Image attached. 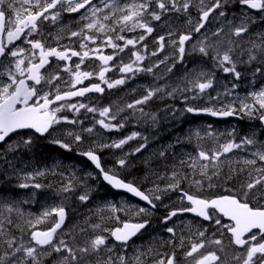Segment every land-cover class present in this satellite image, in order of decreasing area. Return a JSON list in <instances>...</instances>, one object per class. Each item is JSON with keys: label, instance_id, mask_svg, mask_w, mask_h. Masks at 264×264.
Masks as SVG:
<instances>
[{"label": "snow or ice", "instance_id": "obj_1", "mask_svg": "<svg viewBox=\"0 0 264 264\" xmlns=\"http://www.w3.org/2000/svg\"><path fill=\"white\" fill-rule=\"evenodd\" d=\"M234 3L243 6L245 12L228 19L227 9ZM190 8H196L199 14L195 22L188 20V24L192 25L190 31L180 33L174 39L175 33L169 28L165 35L154 39L155 50L149 51L145 41L156 31L153 22L162 21V17L169 12L187 14ZM253 10L258 13V19L249 14ZM73 13L79 14L75 30L71 25L61 23L63 15ZM210 16L214 21L220 20L222 23L209 34L206 24ZM257 22L264 23V0H0V145L6 146L0 151V157H3L5 152L12 153L21 147H30L35 134L52 136L57 132L56 126L62 123L73 126L83 124V121L76 118L69 119L66 115H58L65 110L78 114L84 109L86 112H98L102 117L95 120L92 127L82 128L79 132H63L62 135L69 137L70 142L57 138L51 141L69 152L73 150L74 144L84 141V133L92 134L96 125L107 130L123 128L124 124L120 120H126L127 117H120L118 120V116L126 109L132 110L133 116L139 113L141 117L150 118L155 124L156 115L146 113L143 107L154 97L176 98L178 95L186 105L207 97L209 103L217 102L220 107L186 106L182 113L219 117L247 116L258 119L264 125V86L241 96L236 91L240 85L232 83L230 88L225 86L223 92H216V95L212 96L208 90L214 89L217 83L214 71H193L184 77L182 87L177 85L169 89L167 84L148 87L144 95L123 107L108 105L97 108L81 102L68 103L73 97H85L88 93L103 94L106 88L111 90L123 86L139 73L155 76L154 70L160 69L161 65L165 66L167 73H171L177 63L184 61L186 42L192 41L194 33L200 34L201 39L190 45L191 52L210 57L215 68L231 74L235 81L242 78L243 74L237 70L238 64L241 63H255L253 79L257 74L264 78V32L258 33L257 39H252L250 33L252 25ZM46 23L57 25V33H46L43 30ZM138 31L139 34H136ZM129 34L134 35L129 38ZM245 37H249L247 48L243 47ZM73 38L78 42L80 50L61 44L62 40L71 42ZM49 39L56 46H51ZM166 40L168 46L173 49L172 52L163 59L145 66L146 60L164 52ZM16 42L28 47H21ZM106 49H111V54H105ZM126 50L129 54L127 63L120 57ZM243 55L247 56L246 60L241 59ZM73 57H77L79 63L73 65ZM86 59L101 63L95 70L83 71L81 66ZM53 60L57 62L55 65ZM61 61L65 62L63 66L59 63ZM113 61L117 63H111ZM114 70L121 73L120 78H106L107 73ZM61 73H66L67 76H62ZM93 77L98 78L100 82L83 86L84 81H90ZM156 78L163 79V76ZM131 91L134 92L135 89ZM226 97L230 98L228 102H225ZM176 111L178 110L174 108L169 109L173 116ZM13 136L19 139L14 141ZM192 136L197 140L203 139V136L215 140L217 134L205 131L202 136L201 132L196 130ZM192 136L187 139L191 140ZM136 137H140L144 142L132 153H125L124 157L116 160L119 168H125L128 155L139 153L147 147V137L141 133L133 132L130 136L111 143L94 142L87 151L79 154L94 164L100 177L108 185L133 194L145 201L151 209H155L154 201H160L162 194L178 191L180 202L186 201L189 206L171 210L163 217L165 224L178 215L193 213L215 226L210 234L207 227H197L193 231L191 222L186 225L187 233L181 231L178 234L175 226L168 227L166 231L171 236L163 243L174 250L170 253L156 252L153 264H180L177 250L182 252L183 264H264V141L258 140L255 132L237 141L233 129L228 133L226 142L218 147L211 150L201 147L195 156L189 155L187 159L180 160L179 166L188 171L173 170L167 177L169 182L164 188L154 184L152 189L145 191L133 182L122 179L114 169L105 170L98 154L106 148L121 149ZM249 148L253 149L250 152L251 158L235 162L221 159L226 157V154L239 150L247 152ZM160 155L165 153L161 152ZM233 163L237 167H233ZM225 165L228 166V172L222 174V167ZM9 167L24 181H34L36 177L45 175V171L41 170L21 174L10 162ZM240 177L243 179L237 183ZM74 180L77 178L75 173H72L58 192H73ZM220 181L233 184L225 189L226 194H203L205 188L222 187ZM77 182L83 184V181ZM182 183H187L195 191L191 194L184 191L181 188ZM18 186L35 189L45 187L40 183H20ZM84 187L86 190L78 196L81 202L90 199V189L87 185ZM26 202L0 200V264H43L44 258L52 253L59 256V264H144L143 257L153 252L149 248L146 252L138 251L131 258L123 254L128 242L148 225L147 217L151 215L148 208L137 207L133 212L134 216L146 217L142 222L124 221L121 222V227L113 229L102 227L100 223L90 224L95 234L85 238L81 244L76 242L75 236L65 240L62 235H58L63 233L67 216L65 207L58 206L44 211L36 218V224L50 217L55 219L46 230H38L32 220L25 219L31 216V213H25L20 204ZM105 209L109 210L113 214L112 218L116 220H119V216L115 214L124 211L123 206L118 208L109 203L103 208H98L97 214ZM14 217L24 220L25 224L33 228L27 243L24 242L23 228L16 223ZM225 217L230 223L224 222ZM100 219L103 220V216H100ZM14 230L20 235H16ZM86 231L80 229L82 234ZM226 235L227 242L224 239ZM109 236L119 242L121 252H116L115 244L109 246ZM194 236L196 239H193Z\"/></svg>", "mask_w": 264, "mask_h": 264}, {"label": "rangeland", "instance_id": "obj_2", "mask_svg": "<svg viewBox=\"0 0 264 264\" xmlns=\"http://www.w3.org/2000/svg\"><path fill=\"white\" fill-rule=\"evenodd\" d=\"M197 12V9L195 8H191V9H189V12L188 13H196ZM188 13L186 14V13H184V15H187V17H188ZM162 20H163V22H164V24H169V26H171L172 25V22H171V20H172V17L169 15V13H167V14H165V16L162 18ZM56 26V25H55ZM76 29V28H75ZM75 29H73V30H75ZM57 31H58V26L56 27V29L55 30H53L52 31V34L54 35V34H56L57 33ZM256 30H252L251 31V36L254 38V39H257V34L258 33H256L255 32ZM260 32H264V30H259ZM166 34V32H164V35ZM186 47V52L190 49L189 47H187V46H185ZM168 50H170V49H168L167 47H165V50H164V52H166V51H168ZM173 50V49H172ZM171 52L169 51V54H170ZM186 54V53H185ZM212 71H214V73H215V76H216V78L219 80V81H225V80H230L231 78H232V76L230 75V74H226V73H223L222 71H220L219 69H217V68H215L214 66L212 67ZM257 79H258V76H256L254 79H253V76H252V71L251 70H247L246 71V74L244 75V77H243V82H244V84L247 86V87H250V88H247V89H236V91L241 95V96H244V95H246L248 92H250V91H253V90H259L260 88H258V89H251V88H255L258 84H257ZM133 81V83L135 84V83H137V82H139L140 81V79H138V76L136 75L134 78H132V79H130V80H128V81ZM260 83H262V81L260 82ZM259 83V84H260ZM144 93H145V91H144ZM144 93H143V95H144ZM212 96H215L216 95V92L215 91H210L209 92ZM205 100L204 101H208V99H207V97H203ZM230 98H225V102H228V100H229ZM212 106L214 107V108H219L220 107V104L219 103H217V102H212ZM176 105V104H175ZM177 107H178V105H177ZM102 117H100L99 116V118H98V120L99 119H101ZM70 124H67V123H62V124H60V125H58L59 126V128L57 129V132H55L54 134L56 135L55 137L57 138V139H64V141H67V140H69V142H70V138L69 137H67L66 135H62V133L63 132H66V130H65V128H67L68 126H69ZM82 125V124H81ZM63 126L65 127V128H63ZM77 125H75L74 127H76ZM121 130H123V128H121ZM108 131H111V130H108ZM205 131H211V132H213V133H216L217 134V138H220L222 135H219L220 133H221V131H218V132H214V131H212V129H210V130H205ZM204 131V132H205ZM78 132V131H77ZM128 133H129V135H131L133 132L132 131H129L128 130ZM151 134V136L149 137V139L151 140V141H153L154 140V142H156V143H158V146H160V147H163V148H172V147H176L177 145H179V144H184L183 145V147H182V149H180V150H178V151H180V152H182V153H185V154H188V155H192V156H195L196 155V153H197V151L202 147L204 150H211V148H209L208 146H204V145H202V144H199V143H196V142H194L193 140L192 141H190V140H183V141H179V143H177V142H173V143H171V142H169L168 140H166V139H164L160 134H153V132H151L150 133ZM251 134H247V136H250ZM263 137H264V134H263ZM54 139V138H53ZM94 142H97V141H93V140H91V141H88L87 142V146H92L93 145V143ZM134 144H135V142H134V139L133 140H130V141H128V143H126L124 146H126V145H131L133 148H130L129 150H126V151H124L122 154H121V156L122 157H124V155H125V153H132L133 151H134V149L136 148V147H138L139 145L138 144H136L135 146H134ZM220 144H222V142L220 141ZM83 145H84V143L82 142L81 144H74V146L76 147V148H78V149H83ZM123 146V147H124ZM122 147V148H123ZM147 147H148V149L146 150V151H141V152H139V153H135V154H131V155H128L127 156V160L128 161H133L134 163H138V165H144L143 167H145V168H147L148 169V172H147V174L145 175V176H140L139 174H137L136 173V171H135V169H129V168H127V167H125V168H119L118 166H115V168L117 169V170H119L120 172H123V173H125L126 172V174H128V172L127 171H134V172H131V174L132 175H137V176H140V177H142L144 180H146V181H148V182H150V180L151 179H153V181H155V180H160V182L162 183V181L164 180L165 182L162 184V185H160V188H164L165 186H166V184L169 182L168 181V179H167V177L169 176V173H168V170H166V169H164L163 167H161V165H160V163H159V159L157 158V156L155 155V149H154V147L153 146H149V144H147ZM112 156L114 157V158H120V156L119 155H117V154H112ZM231 156H232V153H229V154H226V157H222V158H227V159H229V158H231ZM137 165V166H138ZM224 171V170H223ZM91 179L93 180V178L91 177ZM92 180H89L87 183L84 181L83 183L84 184H88V183H93V184H91L92 186H94V182L92 181ZM154 184H157V183H155L154 182ZM159 185V184H158ZM182 186H184L186 189H188L189 188V186H188V184L187 183H182L181 184V188H182ZM170 193L171 192H169V193H167V194H162V200L164 201L169 195H170ZM179 194L177 193V195L175 196L174 195V197H172V199H171V203H172V205H173V203H174V199H175V207L176 206H179V204H181V202H180V200H179ZM122 206V205H121ZM121 206H119V207H121ZM128 206H130V204H127V205H124L123 207H124V211H122V212H120V215H118L119 216V218H121V217H126L127 215H130L131 214V209L128 207ZM118 207V206H117ZM82 213H79V214H77V213H74V216H75V218H76V220H82V221H84V220H88V219H84L83 217H82ZM84 219V220H83ZM81 221V222H82ZM78 222L79 221H71V224H73L74 223V225H75V227L76 226H79L78 225ZM68 224H69V222L67 223V226H68ZM84 225V224H83ZM113 226H114V224H113ZM14 232H15V230H14ZM16 235H20V233L18 232V233H15ZM26 233L24 232L23 233V236L25 237V238H27V239H30V238H28L29 236H27V235H25ZM95 233H92V235H94ZM92 235H90V236H92ZM89 236V237H90ZM226 237H227V235H226ZM228 238V237H227ZM147 239H149V238H145L144 240H147ZM150 243V242H149ZM150 244H152V242L150 243ZM149 248H151L152 250H153V248L148 244V245H146V244H144V245H138V244H136L133 248H131V249H129V250H127V251H125L123 254L124 255H126L127 257H129V258H131V257H133V256H135L136 254H137V252L139 251V252H146ZM154 253L152 252V254H149V255H147L146 257H143V260H144V264H146V263H149L150 264V260H151V256L153 255ZM181 256H182V252L180 251V250H177V258L180 260V264H183V261H182V259H181Z\"/></svg>", "mask_w": 264, "mask_h": 264}, {"label": "trees", "instance_id": "obj_3", "mask_svg": "<svg viewBox=\"0 0 264 264\" xmlns=\"http://www.w3.org/2000/svg\"><path fill=\"white\" fill-rule=\"evenodd\" d=\"M191 71H192V68H191L190 65L189 66L188 65H184V66L182 65L181 67H179V70H178L179 78H178V80L183 82L184 81V77L186 75H188L189 73H192ZM175 84H177V82H175ZM181 106H183V105H181ZM175 109H177V106H175ZM187 118L188 119L184 118L183 120H181V118H177V116L175 115V128H177V127L179 128L180 127V131L177 134L175 133V142L183 141V140H189V139H187V137L192 136V134H188L186 136V138H184V139H183V137L180 136L181 130L184 129V125H182L180 122L184 121L186 123H189V118H191V117H187ZM192 140L194 142H196V143H199V141H200V140H197L195 138V136H192V139L190 141H192ZM201 140H205V139H201ZM183 145L184 144H179L175 148L172 147V151L175 150V163L178 166H179V161L180 160L187 159L186 158L187 154L178 151V150L182 149ZM206 145H207V141H206ZM17 154H18V158L20 159V161L24 162L26 165L29 164V163L42 164L44 162L53 160V159L58 158V157L67 158L69 161H71L72 158L74 157L73 158L75 160L74 162H76L82 169L83 168L85 169L87 166L90 167V165L85 161V159L82 156L75 155V154H73L71 152L64 151L61 147H59V146H57V145H55L53 143H50V142H41V141H34L33 140V143H32V145L30 147H28V148L21 147L20 149H18ZM77 159H79V160H77ZM9 162L13 165V160L8 159L7 157L5 158V162L4 163L0 162V167H3V169H1V168L0 169L3 172L7 173V174H10L13 171V168L9 167ZM81 162H83V163H81ZM20 165H22V164H20ZM82 169H80L79 172H82L83 171ZM180 169H185L183 172L188 171V169H186V168L179 167V170ZM117 173H121V172L118 170ZM225 173H227V172L223 171V174H225ZM126 178L131 179L132 181H134L136 183H139L140 181L141 182L143 181V183L147 182L142 177L137 176V175H131V176L130 175H126ZM242 179L243 178L240 177L239 179H237L236 182L239 183V182H241ZM220 183L223 185L222 187L216 188V189H207V188H205L204 191H212V190H214L215 191L214 193H221L222 191L225 190L226 187L228 188V187H232L233 186L232 182L223 183V181H220ZM56 184L57 183H54L52 181L49 184L48 187H45L43 192H40V193L36 194L35 198L36 199H44V198L49 199V197H53L54 194L58 193V187H57ZM3 187H4V185H3ZM51 192H52V194H51V196H49ZM95 194H96L95 190H91L90 191V195H95ZM78 196H79V194H77V197L73 198V199L76 200L78 198ZM4 197H5V193H2L0 195V200H3ZM73 213H74V211H73ZM91 218H96V216H92ZM84 219H87V217H84ZM71 221H79L78 222L79 226L75 227V226H73L74 225V223H73V225L71 226L70 229L73 232H75V234H77V236H80L82 234L80 232V229L81 228L84 229V225L83 224H87L88 220H84V221L76 220V218L74 216L70 221H68L69 222L68 225L71 224ZM16 223L20 224L21 227L23 228V233L25 232L26 233L25 235L29 236V233L31 231H27V230H33V228L30 227L29 225L25 224L24 220L16 221ZM95 223H97V222H94L93 224H95ZM33 224L35 225V228H39V227H43L42 225H45L46 222L45 223H40V224H36V223H33ZM15 233H18V232H15ZM28 238H30V237H28Z\"/></svg>", "mask_w": 264, "mask_h": 264}, {"label": "flooded vegetation", "instance_id": "obj_4", "mask_svg": "<svg viewBox=\"0 0 264 264\" xmlns=\"http://www.w3.org/2000/svg\"><path fill=\"white\" fill-rule=\"evenodd\" d=\"M211 19H212V17H211ZM25 45V44H24ZM65 45H70V46H72L71 44H65ZM90 47H92L91 45H90ZM111 52H112V50L111 49H106L105 50V54H111ZM118 59V58H117ZM73 65L75 64V63H79V60H72V62H71ZM101 62H99V61H93V60H85V62H84V64L81 66V70H83V71H92V70H95L97 67H98V65L100 64ZM111 63H117V61H113V62H111ZM115 71V70H114ZM114 71H112V72H114ZM111 72H109V73H107V75L108 74H110ZM100 81H99V79L98 78H96V77H93L90 81H84V85L83 86H87L89 83H99ZM105 90H108L107 88L105 89ZM83 99H76V100H71V101H69V102H78V101H82ZM170 107H172V108H175V102H174V106H170ZM153 134H160V133H158V132H153ZM151 136V134H149L148 135V138ZM175 142V141H174ZM233 167H235V165H234V163H233V165H232ZM223 170L224 171H226V172H228V166L227 165H225V166H223L222 167V174H223ZM128 172V171H127ZM125 174H126V172H125ZM90 179H91V176H88ZM94 190H95V192H98L99 190H98V188L97 187H94ZM127 204H131V201L130 200H128V199H123V202H122V206H124V205H127ZM173 205H175V199H174V203H173ZM186 222H191L192 224H194V221H192V220H185ZM203 227H207L208 228V230L210 231V232H212V231H214V228H215V226L214 225H211V224H207V225H202L201 227H199V228H203ZM149 229H151V227H149ZM147 232V231H146ZM145 233V232H144Z\"/></svg>", "mask_w": 264, "mask_h": 264}, {"label": "bare ground", "instance_id": "obj_5", "mask_svg": "<svg viewBox=\"0 0 264 264\" xmlns=\"http://www.w3.org/2000/svg\"><path fill=\"white\" fill-rule=\"evenodd\" d=\"M257 84H259L261 81H263L261 78H259L258 77V79H257ZM175 106H177L178 105V107L179 106H181L182 104H180L179 102H175ZM154 144H156V145H158V143H156V142H154V140L152 141ZM149 146H152V144H149ZM148 149V147H146V148H144L142 151H146ZM73 155V154H72ZM75 156V155H74ZM66 157V156H65ZM72 157V156H71ZM74 158V157H73ZM72 158V160H74ZM80 159V158H79ZM79 159H77V160H79ZM75 161V160H74ZM82 161V160H81ZM79 162V161H78ZM81 163H83V162H81ZM83 165V164H82ZM144 165H138L137 167H135V171H136V173L137 174H139L140 176H145L146 174H147V172H148V169L147 168H145V167H143ZM84 169V168H83ZM82 169V170H83ZM130 169V168H129ZM131 172H134V171H128V174L127 175H132L131 174ZM133 177V176H132ZM89 180H92V179H90L88 176H84V177H82L81 178V181H85L86 183L89 181ZM93 182H95L94 180H92ZM150 182L151 183H153L154 184V182L155 183H157V184H159V186L160 185H162L165 181L163 180L162 181V183L160 182V180H155V181H153V179H151L150 180ZM91 184H93V183H88V184H86V185H91ZM94 187H97L98 188V192H96V196L97 197H101V196H106V195H108L109 197H112L113 196V194L112 193H110V192H108V190L107 189H105L104 187H102V186H100V185H97V184H94V186H93V189H94ZM182 188L184 189V190H187L184 186H182ZM179 194V193H178ZM180 195V194H179ZM181 204H179V206H180ZM74 213H77V214H79V213H84V211L83 210H75L74 211ZM113 227H115V225L113 226ZM150 230H152L153 232H154V226L153 227H151V229ZM149 236H150V234H149V232L147 231V232H145L144 233V235H143V237H142V241L145 239V238H149ZM151 243V242H150Z\"/></svg>", "mask_w": 264, "mask_h": 264}, {"label": "water", "instance_id": "obj_6", "mask_svg": "<svg viewBox=\"0 0 264 264\" xmlns=\"http://www.w3.org/2000/svg\"><path fill=\"white\" fill-rule=\"evenodd\" d=\"M94 165V164H93ZM117 190V189H116ZM119 191H124V192H126L125 190H119ZM128 193V192H127ZM129 194H131V193H129ZM131 195H133V194H131ZM134 196V195H133ZM138 198V197H137ZM140 199V198H139Z\"/></svg>", "mask_w": 264, "mask_h": 264}]
</instances>
